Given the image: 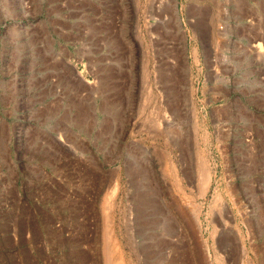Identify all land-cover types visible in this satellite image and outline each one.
Returning <instances> with one entry per match:
<instances>
[{
    "label": "rangeland",
    "instance_id": "obj_1",
    "mask_svg": "<svg viewBox=\"0 0 264 264\" xmlns=\"http://www.w3.org/2000/svg\"><path fill=\"white\" fill-rule=\"evenodd\" d=\"M0 82V264H264V0H0Z\"/></svg>",
    "mask_w": 264,
    "mask_h": 264
},
{
    "label": "crops",
    "instance_id": "obj_2",
    "mask_svg": "<svg viewBox=\"0 0 264 264\" xmlns=\"http://www.w3.org/2000/svg\"><path fill=\"white\" fill-rule=\"evenodd\" d=\"M31 100V97L29 98ZM25 98L21 95L19 87L16 83L6 86L4 82H0V169L2 165H14L11 162V142L15 139L16 122L10 121L11 115H18L22 113ZM13 144V142H12ZM3 150L6 157L3 160Z\"/></svg>",
    "mask_w": 264,
    "mask_h": 264
},
{
    "label": "bare ground",
    "instance_id": "obj_3",
    "mask_svg": "<svg viewBox=\"0 0 264 264\" xmlns=\"http://www.w3.org/2000/svg\"><path fill=\"white\" fill-rule=\"evenodd\" d=\"M260 45V44H259ZM160 122V124H163V122L161 123V121H159ZM156 123V122H155ZM170 126V124H167V125H165V123H164V129H167L168 127ZM176 145V144H175ZM159 159L161 160V162H160V164L162 163V168H163V171H165V172H167V173H169V174H173L174 173V170H175V167L173 166V162L171 161L172 159L170 158V155H169V153H167V152H163L161 155H160V157H159ZM200 169V168H199ZM212 171V170H211ZM211 171H210V169H209V166H207V163L205 162V163H203V165H202V168H201V189H202V191H201V193L203 194V193H205L206 191H207V189H208V187H209V185H210V182H211ZM168 174V175H169ZM175 174V173H174ZM170 177V176H169ZM175 180H176V183L177 184H179L178 183V181H177V179L175 178ZM176 184V185H177ZM174 186H175V184H173ZM178 187H179V185H177ZM176 188V187H175ZM114 196V195H113ZM218 198H220V197H218ZM221 199V198H220ZM108 204V203H107ZM191 206H192V208H191V211L194 213V216H195V221H196V223L198 224V226L200 225V222H201V220H200V217H199V215H200V213H201V208L200 207H198L196 204H194V205H192L191 204ZM190 206V207H191ZM109 214V213H108ZM240 230V229H239ZM113 245V244H112ZM111 245V246H112ZM115 245H113L112 247H114ZM115 248H117V246L115 247ZM108 249H110V247L108 248ZM112 249V248H111ZM109 250V252H110V255H112L111 257H113V254H115V252H117L116 251V249H115V252L113 251L114 250V248L112 249V250ZM114 252V253H113ZM116 255V254H115ZM119 258V256H118V252H117V259ZM114 259V258H113ZM116 260V259H115ZM117 261V260H116ZM115 261H112V263H114ZM119 262V261H118ZM108 263V262H107Z\"/></svg>",
    "mask_w": 264,
    "mask_h": 264
}]
</instances>
